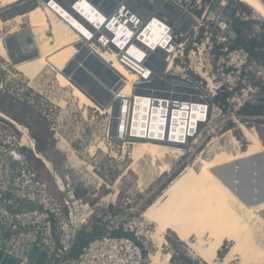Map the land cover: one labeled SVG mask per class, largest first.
Masks as SVG:
<instances>
[{
    "label": "rangeland",
    "instance_id": "1",
    "mask_svg": "<svg viewBox=\"0 0 264 264\" xmlns=\"http://www.w3.org/2000/svg\"><path fill=\"white\" fill-rule=\"evenodd\" d=\"M39 1L41 0H21L2 8L0 18L8 21L35 7ZM211 1L215 4L216 0ZM220 5L217 6V13L225 6L221 8ZM212 8L213 4L209 11ZM233 16L246 22L243 34L246 37H257L260 49L264 50V21L240 2ZM29 29L30 26L25 24L21 26L20 32L15 34L10 33L8 27L1 32L10 46V52L13 53L15 49L12 38ZM48 34L54 36L51 31H48ZM229 44L230 39L224 41L225 50ZM246 53V50L240 49L228 51L220 63L219 59L212 58L209 53L205 54L210 64L208 71L214 68V72L209 71V75H215L220 82L225 83L228 90L233 88L238 94L234 95L236 99L233 102V97L228 101L226 111L212 115L197 134V142L184 150V155L173 159L171 167L163 175L158 174L157 166H154L148 156L133 165L130 155L133 145L131 146V141L127 142V154L123 153L121 141L113 139V125L109 113L100 114L96 108L89 107L88 114H85L71 89L60 86L54 71L43 72L34 84H31L26 73L17 69L12 60L1 54L0 111L28 130L29 138L35 142L36 152L27 145H22L24 134L2 116L0 141L11 140L9 150L20 148L27 167L47 185L57 202L61 206H68L67 203L77 206L74 213L84 224L88 222L85 227L93 224L106 229L118 224L123 226L133 232L143 244L147 250V264H152L149 256L157 249L150 235L155 225L143 217L145 208L179 173L195 162L200 153L212 157L222 147L235 151L232 136L239 140L241 149H245L248 142L239 129L241 122L255 128L264 143V115L241 116L238 111L243 105L238 110L234 109L235 105L238 106L244 101L264 102L263 93L255 85L256 82L264 83V65L262 66L258 59H251ZM33 57L35 58H31ZM38 140L44 146L42 151L37 149ZM101 141H104L109 149L104 151L98 147L93 151V146H98ZM37 152L43 155L44 159L38 157ZM47 163L51 164V169ZM89 165L93 166L95 174L88 169ZM115 193L117 195L113 197ZM166 238L167 244L163 247V253L171 254L167 264H209L172 230L166 232ZM192 240H195V237ZM230 246L231 243L228 242L222 247L219 259L226 255ZM232 264H239V260H234Z\"/></svg>",
    "mask_w": 264,
    "mask_h": 264
},
{
    "label": "built area",
    "instance_id": "2",
    "mask_svg": "<svg viewBox=\"0 0 264 264\" xmlns=\"http://www.w3.org/2000/svg\"><path fill=\"white\" fill-rule=\"evenodd\" d=\"M71 1L63 0L58 2V5L71 17L72 21L75 20L77 25L75 26L67 17L59 15L78 32L76 43L82 42L100 58L97 52L100 50L114 54L136 76L133 84L134 102L139 103L142 99L151 100L152 109L162 111L160 117L166 118V126L171 123L172 117L169 111L171 114V112L182 110L183 105H189L191 109L199 107L200 112L205 114L204 119L196 121L194 131L188 132L176 143H172L175 138L170 137L166 129L165 132H158L157 137L149 133L148 136L141 134L137 137L144 139L150 137L187 150L192 143L197 142V134L212 115L226 111L228 101L232 97V102L236 99L234 95L238 94L237 90L233 88L228 90L225 83L220 82L215 75L213 77L209 75V71L214 72V68L208 71L210 64L205 57V54L209 53L212 58L219 59L220 63L228 51L245 50L244 48L236 50L229 48L233 40L238 37L233 25L236 19L233 16L236 9L232 13V27L226 31L227 21L223 18V11L229 0L220 13L216 10L222 0H216L215 4L211 0H99L97 3L89 0L94 9L104 18V23L101 24L89 20L81 13L89 24L77 18L75 13L68 9L71 7ZM79 1L77 0L72 8H75ZM167 2L193 19L188 30L185 32L181 30L187 20L175 18L173 10L166 7ZM212 4L213 8L209 11ZM160 13L168 21L159 17ZM222 23H225V28H222ZM152 24L155 25V30L159 29L156 32L152 31L157 34L158 39H162L158 43L159 46L155 48L150 47L146 40L141 38L144 31ZM128 32L131 33L130 36L127 35ZM228 39H230V44L225 50L224 41ZM140 41L143 44H140ZM79 52L80 49H78ZM137 53L138 56L135 55ZM246 54L248 55V52ZM103 62L116 71L109 63L104 60ZM259 63L263 66L264 60H259ZM204 73L212 78L213 86L203 76ZM94 77L106 87L107 93L99 92V94L109 98L110 109L115 110L114 107L119 105L118 116L113 115L112 112L109 114L111 125L114 124V117L118 119L117 124L119 121L125 122L122 113L126 110L130 114V107L127 108L125 103L126 108L123 109L125 107L123 97L119 96L118 99H114L115 91L122 88L125 78L121 75L122 84L119 87L114 85L109 88L95 74ZM256 88L260 89L259 86ZM225 92L232 93L226 99L227 103L218 100ZM110 94L112 97L109 96ZM131 103L132 100L128 106ZM245 103V101L240 102L238 106H234V109L238 110ZM189 106L185 110L189 111ZM126 111H124V117ZM119 125L121 127L120 123ZM160 133L163 136H159ZM132 140L138 139L132 136L128 139L127 136L124 138V141L128 142ZM10 143L11 140L0 141V251L14 258L16 264H40L33 257L34 252L43 256V264L148 263L144 248L136 240L129 236L114 234L121 227L119 224L105 228L104 236L90 241L82 247L78 255H73L77 236L88 222L84 224L81 218L77 219V214L74 213V208L77 206H71L70 203H67L68 206H61L57 202L49 192L47 185L27 167L26 159L20 148L9 150ZM124 230L129 231L125 228Z\"/></svg>",
    "mask_w": 264,
    "mask_h": 264
},
{
    "label": "bare ground",
    "instance_id": "3",
    "mask_svg": "<svg viewBox=\"0 0 264 264\" xmlns=\"http://www.w3.org/2000/svg\"><path fill=\"white\" fill-rule=\"evenodd\" d=\"M19 1L21 0H0V9ZM76 1L70 3L71 8L73 4H76ZM58 2L54 0L49 5L46 0H41L35 7L12 17L8 21L0 18V54L12 61L14 59L19 60L13 61L14 66L26 73L31 84H34L43 72L54 71L60 86L71 89L78 100L79 107L84 109L85 114H88L89 107H93L100 114L112 112L114 115L115 110L110 109L111 106L102 107L90 96V84L93 85V83L89 82L91 78L88 77L87 73L91 76L94 74L89 67L84 65L82 60L77 61L78 67H83L87 73L84 72L79 77V81L75 82L68 76L67 71L69 69L74 72L78 68L73 65V62L78 55V48L75 44H77L79 34L59 15L61 14L71 20V17L58 5ZM226 3L225 0H222L220 7L226 6ZM73 11V13H81L84 17L98 24L104 23V18L94 9L89 0H80ZM71 22L76 24L75 20H71ZM116 22L119 23V21ZM25 24L30 26L29 34L20 33L12 38L15 48L12 53L1 32L8 27L9 32L15 34L20 32L21 26ZM137 24L140 25V22L137 21ZM222 26L225 28V23ZM122 27H124L123 24ZM152 30H155L153 24L144 31L141 38L146 40L150 47L155 48L159 46L158 43L162 39H158L155 33L159 29L155 32ZM48 31H51L54 36H49ZM83 33L87 34L85 31ZM129 34L131 33L128 32L127 35ZM140 44H143L142 41ZM97 52L105 62L109 63L125 78L122 88L115 91L114 99H118L119 96L123 97L124 106L126 103L127 108L130 107V114L123 110L125 122L119 121L121 127H119V123L113 124V139L121 141L124 154H127L128 151L126 144L128 141L123 143L124 138L127 136L128 139L129 136H132L138 139L130 142L131 146L133 145L130 152L133 165H136L144 156H148L154 166H157L158 174L163 175L171 167L173 159L184 155V150L150 137L144 139L137 136L141 134L148 136L149 133V135L157 137L158 132H163L166 129V133L175 138L172 143H176L188 132L192 133L197 125L196 121L204 119L205 114L200 112L199 109L201 108L199 107H192L191 109L189 105H183L184 110L171 112L173 115L169 111V115L172 117L171 125L167 124L166 126V118L160 117L162 111L152 109L151 100L142 99L139 103L134 102L133 84L136 76L114 54L101 50ZM135 55L138 56L139 54ZM32 56L35 58L32 59ZM203 76L213 86L212 78L208 77L206 73ZM130 100L132 103L128 106ZM188 106L189 111L185 110ZM124 111H126L125 117ZM0 116L10 120L24 134L22 145H27L36 152L35 142L29 138L28 130L2 111H0ZM229 133L231 132L229 131ZM159 136H163L162 133ZM232 143L236 147L235 151H229L222 147L212 157H206L200 153L195 162L189 164L179 173L143 211V217L155 225V229L150 235L157 249L155 253L149 256L152 264H167L170 260L171 254L163 253V247L167 244L166 232L168 230L175 232L180 240L184 241L209 264H232L234 260H239V264H264V201L258 203L250 197L248 182L253 181L251 180L250 168L246 164L242 166L241 179L243 182L241 181V189L239 187L237 191L232 188L226 172L218 173L216 171L221 166L263 153L264 147L258 143H251L246 149H241L239 140L233 136ZM98 147L104 151L109 149L104 141H101L98 146H93L92 150L94 151ZM37 155L44 159L39 152ZM47 166L52 168L49 163ZM88 169L93 172V166L89 165ZM258 170L255 184L256 188L259 189L258 193L263 194L264 169L260 166ZM116 195L117 193L113 197ZM193 237L195 240H192ZM228 242L231 243V246L226 255L219 259V251Z\"/></svg>",
    "mask_w": 264,
    "mask_h": 264
},
{
    "label": "water",
    "instance_id": "4",
    "mask_svg": "<svg viewBox=\"0 0 264 264\" xmlns=\"http://www.w3.org/2000/svg\"><path fill=\"white\" fill-rule=\"evenodd\" d=\"M53 1L54 0H46V2L49 5ZM57 1L60 2V0H57ZM73 1L74 0H72L71 3H73ZM98 1L99 0H93L94 3H97ZM157 1H163V0H157ZM239 2L264 21V0H229L226 9L223 11V18L227 21L226 31H228L232 27V22H233L232 13L235 11ZM166 7L171 8L173 10L174 12L173 14L175 18H182V19L187 20L186 24L181 28V30L184 32L188 30L190 25L193 23V19L188 17L186 14H183V12L179 10L178 8L173 7L171 3L167 2ZM68 9L71 12H74L73 8L68 7ZM75 16L79 18L81 21H83L84 23L89 24L80 13H75ZM159 17H162L165 21H168L166 18L163 17L162 13L159 14ZM26 33L29 34V31H27ZM75 45L78 49H80V52L78 53L76 59L73 62V65L76 68L78 67L77 61L82 60L84 65L86 67H89L97 77H99L103 82H105L108 85L109 88L113 87L114 85H116V87H119L122 84L121 75L118 72L114 71L111 67L106 65L100 57L93 54L88 46L84 45L82 42H78ZM143 46L150 50V48H148L146 45H143ZM13 61L17 62L19 60L14 59ZM80 65L81 63L79 64V66ZM84 72L86 71L83 67H78L76 71L74 72L72 71V69H69L67 71L68 76L74 82L77 80L79 81L80 79L79 77L83 75ZM87 74L86 76L91 78L89 82L93 83V85L90 84V90H91L90 96L94 99V101L97 104L100 103L102 107L108 106L109 98H105L103 95L99 94V92H101L102 94L107 93L106 87L103 84H101L100 81H98L96 77L91 76L89 73ZM109 96L112 97V94H110ZM118 114H119V105L116 106V109L114 112L115 116H118ZM113 121H114V124H117L118 119L114 117ZM244 164H246L247 167L250 168L251 177H252L251 180H253L252 182L250 181L248 182V191H249L250 197L254 199L255 202H258V203L263 202L264 193L263 194L258 193L259 189L256 188L255 178L257 177L259 173V170H258L259 167L261 166L264 169V152L253 155L248 158H244L242 160H239L238 162L237 161L233 162L226 166H221L216 171L218 173L226 172V174H228L229 176L228 181L231 182L232 188L237 191L239 187L241 189V185L243 182L241 179V176L243 174L242 166Z\"/></svg>",
    "mask_w": 264,
    "mask_h": 264
},
{
    "label": "trees",
    "instance_id": "5",
    "mask_svg": "<svg viewBox=\"0 0 264 264\" xmlns=\"http://www.w3.org/2000/svg\"><path fill=\"white\" fill-rule=\"evenodd\" d=\"M210 1V0H207ZM246 22L241 21L239 19H235L234 21V27L237 30L238 37L233 40L231 45L229 46L230 50H236L239 48H244L247 52L248 55L250 56L251 59H258V60H264V50L260 49V43L258 41L257 37H246L243 34V28ZM262 38L264 39V34L262 35ZM256 86H259L261 92L264 95V84L261 82H256ZM231 92H225L222 96L218 98V100H221L224 103L226 102V99L231 96ZM238 113L241 116H261L264 115V102L263 103H251V102H246L238 111ZM239 129L241 130L243 136L248 142L247 147L251 143H258L261 146L264 147V143L262 142V139L260 138L257 130L255 128H250L248 127L245 123H240L239 124ZM246 147V148H247ZM245 148V149H246ZM37 149L39 151H42L44 149V146L41 145L40 141L38 140L37 143ZM168 186V185H167ZM149 207V206H148ZM146 207V208H148ZM145 208V209H146ZM106 234L105 228H101L98 225H91L90 227H85L81 232H79L76 243H75V248L73 250V255H78L82 247L86 244H88L90 241L102 237ZM115 235L118 236H129L136 240L138 244H140L143 248V244L137 240V237L133 232L130 231H125L124 227L121 226L118 230L114 232ZM144 253L147 254V250L144 249Z\"/></svg>",
    "mask_w": 264,
    "mask_h": 264
},
{
    "label": "crops",
    "instance_id": "6",
    "mask_svg": "<svg viewBox=\"0 0 264 264\" xmlns=\"http://www.w3.org/2000/svg\"><path fill=\"white\" fill-rule=\"evenodd\" d=\"M34 259H36L40 264H43L44 258L41 254L37 252L33 253ZM0 264H16L14 258L5 255L2 251H0Z\"/></svg>",
    "mask_w": 264,
    "mask_h": 264
}]
</instances>
